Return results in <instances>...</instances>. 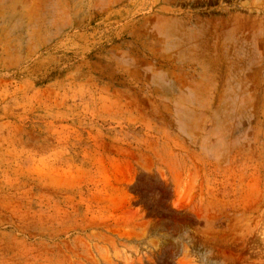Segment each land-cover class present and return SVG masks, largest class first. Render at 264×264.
Masks as SVG:
<instances>
[{
  "label": "rangeland",
  "instance_id": "rangeland-1",
  "mask_svg": "<svg viewBox=\"0 0 264 264\" xmlns=\"http://www.w3.org/2000/svg\"><path fill=\"white\" fill-rule=\"evenodd\" d=\"M0 264H264V0H0Z\"/></svg>",
  "mask_w": 264,
  "mask_h": 264
}]
</instances>
